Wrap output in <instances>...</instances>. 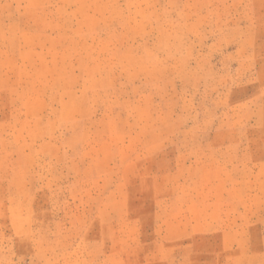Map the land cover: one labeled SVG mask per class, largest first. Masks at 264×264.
Returning a JSON list of instances; mask_svg holds the SVG:
<instances>
[{
	"label": "rangeland",
	"instance_id": "374dc122",
	"mask_svg": "<svg viewBox=\"0 0 264 264\" xmlns=\"http://www.w3.org/2000/svg\"><path fill=\"white\" fill-rule=\"evenodd\" d=\"M0 264H264V0H0Z\"/></svg>",
	"mask_w": 264,
	"mask_h": 264
}]
</instances>
